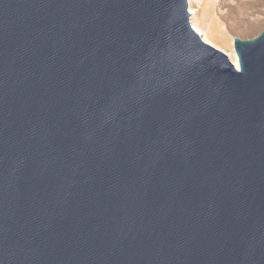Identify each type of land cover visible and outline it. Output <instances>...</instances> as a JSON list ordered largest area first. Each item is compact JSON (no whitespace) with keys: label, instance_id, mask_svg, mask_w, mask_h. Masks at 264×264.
<instances>
[{"label":"water","instance_id":"1","mask_svg":"<svg viewBox=\"0 0 264 264\" xmlns=\"http://www.w3.org/2000/svg\"><path fill=\"white\" fill-rule=\"evenodd\" d=\"M190 14L0 0V264H264V31Z\"/></svg>","mask_w":264,"mask_h":264},{"label":"rangeland","instance_id":"2","mask_svg":"<svg viewBox=\"0 0 264 264\" xmlns=\"http://www.w3.org/2000/svg\"><path fill=\"white\" fill-rule=\"evenodd\" d=\"M193 6L195 22L227 55L235 52V37L252 39L264 31V0H193Z\"/></svg>","mask_w":264,"mask_h":264},{"label":"bare ground","instance_id":"3","mask_svg":"<svg viewBox=\"0 0 264 264\" xmlns=\"http://www.w3.org/2000/svg\"><path fill=\"white\" fill-rule=\"evenodd\" d=\"M200 0H197V2L199 3ZM188 9L190 11V19H191V24L194 27V29L197 31V33L200 34V36L202 37V39L210 44L213 45L215 47H217V45L215 44V42L213 41V39L210 37V35L208 34V32H206L203 28H201L197 22H195V17H196V9L193 6V0H188ZM210 33V32H209ZM230 59L232 60V62L239 67V62H238V57L236 52H233L232 54L229 55Z\"/></svg>","mask_w":264,"mask_h":264}]
</instances>
